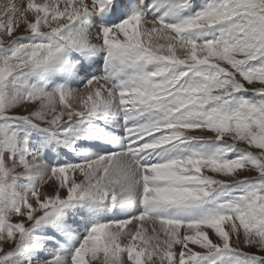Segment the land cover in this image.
<instances>
[{"label":"snow or ice","instance_id":"obj_1","mask_svg":"<svg viewBox=\"0 0 264 264\" xmlns=\"http://www.w3.org/2000/svg\"><path fill=\"white\" fill-rule=\"evenodd\" d=\"M0 264H264V0H3Z\"/></svg>","mask_w":264,"mask_h":264},{"label":"rangeland","instance_id":"obj_2","mask_svg":"<svg viewBox=\"0 0 264 264\" xmlns=\"http://www.w3.org/2000/svg\"><path fill=\"white\" fill-rule=\"evenodd\" d=\"M255 86H256V87H259L258 84H256ZM249 87H252V86H249ZM238 146H240V147H245L244 145H238ZM244 175H247V176H253V175H255V173H253V172H246V173H244Z\"/></svg>","mask_w":264,"mask_h":264},{"label":"bare ground","instance_id":"obj_3","mask_svg":"<svg viewBox=\"0 0 264 264\" xmlns=\"http://www.w3.org/2000/svg\"><path fill=\"white\" fill-rule=\"evenodd\" d=\"M199 2H202V0H199ZM0 3H3V0H0Z\"/></svg>","mask_w":264,"mask_h":264}]
</instances>
